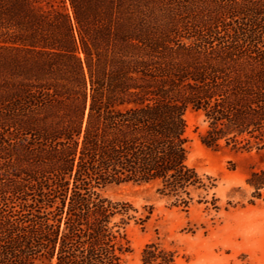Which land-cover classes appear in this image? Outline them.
I'll return each instance as SVG.
<instances>
[{
  "label": "trees",
  "instance_id": "trees-1",
  "mask_svg": "<svg viewBox=\"0 0 264 264\" xmlns=\"http://www.w3.org/2000/svg\"><path fill=\"white\" fill-rule=\"evenodd\" d=\"M190 110L264 150V0H0V264H124L102 191L190 196Z\"/></svg>",
  "mask_w": 264,
  "mask_h": 264
},
{
  "label": "rangeland",
  "instance_id": "rangeland-1",
  "mask_svg": "<svg viewBox=\"0 0 264 264\" xmlns=\"http://www.w3.org/2000/svg\"><path fill=\"white\" fill-rule=\"evenodd\" d=\"M187 165L201 185L182 199L161 183H124L102 194L131 204L137 213L126 228L130 252L124 264H264V190L248 184L264 169V150L208 147L203 114L188 111Z\"/></svg>",
  "mask_w": 264,
  "mask_h": 264
}]
</instances>
